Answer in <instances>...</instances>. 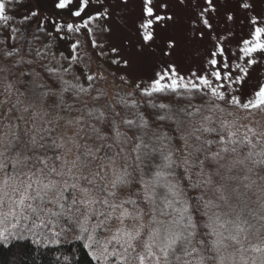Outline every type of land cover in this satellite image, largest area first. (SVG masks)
I'll return each mask as SVG.
<instances>
[{
  "label": "snow or ice",
  "instance_id": "snow-or-ice-1",
  "mask_svg": "<svg viewBox=\"0 0 264 264\" xmlns=\"http://www.w3.org/2000/svg\"><path fill=\"white\" fill-rule=\"evenodd\" d=\"M176 3L195 13L190 36L214 44L198 71L161 63L145 85L117 47L119 76L100 65L89 72L79 38L57 67L50 44L44 52L26 40L33 23L57 40L111 33L98 22L130 0H52L54 17L46 0H0V25H24L0 44V241L81 242L95 264H264V80L248 91L264 61L256 0L234 9L220 0L223 12L214 0ZM158 7L140 0L138 55L156 53L157 26L177 19ZM238 13L253 27L226 50ZM178 48L168 37L159 53ZM143 97L161 101L154 113L140 111Z\"/></svg>",
  "mask_w": 264,
  "mask_h": 264
},
{
  "label": "rangeland",
  "instance_id": "rangeland-1",
  "mask_svg": "<svg viewBox=\"0 0 264 264\" xmlns=\"http://www.w3.org/2000/svg\"><path fill=\"white\" fill-rule=\"evenodd\" d=\"M52 0H46L45 7L47 8V14L54 17L55 11L51 8ZM110 2V0H108ZM199 3H203V0H198ZM217 3L218 10L220 12L224 11V7L221 5L220 0H214ZM161 3H167L169 5L168 11L177 19L174 22H168V26L161 27L157 26V52L156 53H145L144 55H138L136 45L139 42V37L136 34V20L139 18L140 10V0H130L129 9L127 12H121L118 15H115L109 21H100L101 25L107 23L112 31L108 32H97L94 37L73 36L71 40H57L54 37L59 35L53 33L49 36L44 31H41L43 34V41L45 43H50L54 50V65L56 60H59L61 63L67 65L68 61L63 60L61 54L67 57L70 55V44L77 38L81 39L83 47L87 50L88 55L91 57V63L89 64V72H95L97 70V65L102 66L106 72L115 73L117 76L120 75V72L117 71V66L112 64V59L114 54L111 52L112 47H117L120 49V56L132 57L136 60L134 69L132 72L131 79L133 81L141 80L143 84H148L151 81V78L154 75V72L159 70L161 63H174L177 67V71L183 75H188L191 71H198L200 65L204 62L207 52L212 49L214 41H212L207 34L203 40L198 38H192L190 32L192 30L191 21L195 17L194 11L189 9L181 8L176 3V0H154V5L156 6V11L161 12V9L158 7ZM256 15L260 16V25L264 26V9H262L261 0H256ZM224 4L228 8L234 9L236 7V0H224ZM101 7L100 5H94L95 8ZM18 16L19 14H14ZM43 15V13H42ZM238 18L242 19V23H237L232 26V35L226 40L225 48L226 50L234 51L237 45L243 40L249 37L250 30L252 25L248 22V17L244 16L243 13H238ZM41 17H37L36 21L38 22ZM68 19V17H65ZM20 22L19 19H14L6 31H4V38L10 44L11 39H8L11 28L13 27L12 23ZM58 23L60 20H57ZM21 23V22H20ZM217 23V21H213ZM12 25V26H11ZM22 27L24 25L21 23ZM2 25H0L1 27ZM45 27L51 31V25H45ZM202 27V26H201ZM34 31L36 29V24H32ZM207 30H205L206 32ZM39 33V32H35ZM168 37H176L178 39L179 48L176 53L171 57H161L159 53V47L162 46L164 39ZM96 39L98 44L103 45L102 48H91V39ZM105 53L100 55V53ZM251 85H249L248 91L251 88L256 86L258 80H264V61H261L260 64L255 66V69L251 71ZM243 99V97H242ZM243 114V113H242Z\"/></svg>",
  "mask_w": 264,
  "mask_h": 264
},
{
  "label": "trees",
  "instance_id": "trees-1",
  "mask_svg": "<svg viewBox=\"0 0 264 264\" xmlns=\"http://www.w3.org/2000/svg\"><path fill=\"white\" fill-rule=\"evenodd\" d=\"M12 25L23 31L20 22L12 23ZM8 26L5 27L2 25L0 27V44H3L6 40L4 38V31H6ZM35 32L34 28H32V34H26V40L30 42V46L44 52L48 51L45 45L50 43H45L43 41V34L41 31L39 33ZM12 35L15 34L12 33ZM11 43H13L12 40L10 41V44ZM24 43L25 36H20L18 46ZM50 56H54L52 46ZM89 57L90 55L84 57L88 64L91 63ZM45 63H48V60H45ZM50 66L55 67L54 60ZM82 67L83 65H81V68ZM159 102L161 101L143 97L140 100V111L145 114L154 113L155 109L151 107V104ZM164 102L167 103V101ZM200 102L201 101L198 99L193 101L194 104H199ZM241 115L243 114L241 113ZM244 122L247 123V121ZM21 262L22 264H95L88 255V250L82 247L81 242H65L61 240L60 243H50L47 240L41 239L40 243H32L31 236L19 241L15 238H11L7 242L0 241V264H21Z\"/></svg>",
  "mask_w": 264,
  "mask_h": 264
}]
</instances>
